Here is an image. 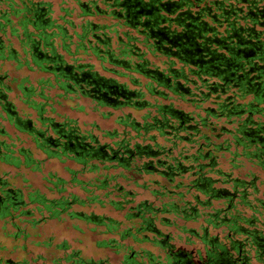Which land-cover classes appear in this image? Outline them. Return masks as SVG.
Segmentation results:
<instances>
[{
    "label": "trees",
    "instance_id": "1",
    "mask_svg": "<svg viewBox=\"0 0 264 264\" xmlns=\"http://www.w3.org/2000/svg\"><path fill=\"white\" fill-rule=\"evenodd\" d=\"M49 91L113 127L45 115ZM49 160L75 166L43 176L50 197L15 185ZM61 219L119 264H264V0H0V222L15 242ZM55 247L51 264H113Z\"/></svg>",
    "mask_w": 264,
    "mask_h": 264
},
{
    "label": "rangeland",
    "instance_id": "2",
    "mask_svg": "<svg viewBox=\"0 0 264 264\" xmlns=\"http://www.w3.org/2000/svg\"><path fill=\"white\" fill-rule=\"evenodd\" d=\"M50 1L53 5L54 10L57 9L60 4V0H45ZM68 7H72V4L68 1L64 3ZM82 61L92 62V59L82 58ZM2 70H7L11 77L19 79L26 77L29 84L34 85L35 81L39 78H46L47 75L36 71H26L24 69L15 71L9 64H3ZM48 96H53L54 92H47ZM53 109V113L49 112L46 108L45 115L51 116L54 120L58 121L61 118L75 119L77 123L82 127H87L89 124H96L100 129H111L113 127L112 118L103 119L100 116L104 109H94L93 105L84 99H67L65 101H59L52 97V103H49ZM29 113L31 119L34 118L33 113ZM11 132V131H9ZM23 139V136H19ZM24 146L32 149L27 139L24 141ZM33 151V150H32ZM34 153V151H33ZM35 159H41L39 153H34ZM66 168L75 169V166L71 162H57L54 160L45 161L40 165V172L30 173L25 170H19V174L22 176L24 183L21 182L20 178L15 181L17 187L26 188L32 187L37 188L41 192L45 193L46 196L50 195L44 189V182L42 178L47 172L54 174L63 179H67L68 175L65 171ZM7 170L10 175L15 173L12 169L3 168ZM78 195L80 191L76 189H69ZM74 210H79L77 207H73ZM84 212L92 211L95 214H102L112 218L119 217L107 208L99 209L98 207H89L88 209H81ZM190 226V225H188ZM194 226V225H191ZM20 228L24 229V233L27 234L26 238H19L15 242L5 237V233L12 232V229L8 225H3L0 222V250L1 259H9L13 261H20L25 259L27 264H51V260L60 258L63 252L56 249V245L64 242L70 249L79 250L80 254L84 258L98 260V259H109L113 264H119L120 256H114L107 249H99L96 247L95 242L101 239H106L108 236L101 233V229L92 230V226L86 225L79 221H71L68 219H61L59 221L50 220L45 221L42 224L36 226L33 229H29L20 225ZM44 243H48V247L44 246ZM150 249L149 246H144ZM152 250V248H151ZM154 251V250H153Z\"/></svg>",
    "mask_w": 264,
    "mask_h": 264
}]
</instances>
